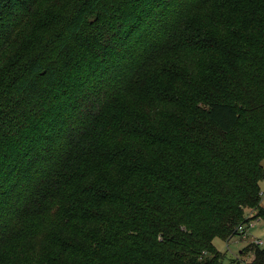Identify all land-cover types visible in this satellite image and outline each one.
I'll list each match as a JSON object with an SVG mask.
<instances>
[{"label":"trees","instance_id":"1","mask_svg":"<svg viewBox=\"0 0 264 264\" xmlns=\"http://www.w3.org/2000/svg\"><path fill=\"white\" fill-rule=\"evenodd\" d=\"M263 162L264 0H0V264H220Z\"/></svg>","mask_w":264,"mask_h":264},{"label":"rangeland","instance_id":"2","mask_svg":"<svg viewBox=\"0 0 264 264\" xmlns=\"http://www.w3.org/2000/svg\"><path fill=\"white\" fill-rule=\"evenodd\" d=\"M264 170V162L262 163ZM262 196L260 204L264 207V179L259 183ZM258 212L248 210L246 212V223L242 225L245 229L244 235H233L227 241L214 239L213 245L222 256L220 264H248L249 254L243 253L242 249L250 242L261 240L264 246V218L258 217Z\"/></svg>","mask_w":264,"mask_h":264},{"label":"built area","instance_id":"3","mask_svg":"<svg viewBox=\"0 0 264 264\" xmlns=\"http://www.w3.org/2000/svg\"><path fill=\"white\" fill-rule=\"evenodd\" d=\"M237 231L239 232V233H242L243 235H244V233H245V229H243V227L242 226H239L238 228H237ZM242 235V236H243ZM255 245H257V246H259V247H261L260 245L262 244V241L261 240H257V241H255V242H253ZM249 263L251 262V260H252V255L250 254L249 255Z\"/></svg>","mask_w":264,"mask_h":264}]
</instances>
